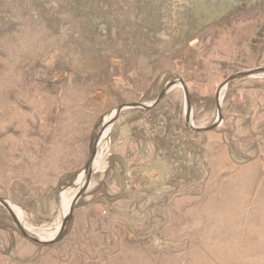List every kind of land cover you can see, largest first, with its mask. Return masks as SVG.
Wrapping results in <instances>:
<instances>
[{
	"label": "rangeland",
	"instance_id": "374dc122",
	"mask_svg": "<svg viewBox=\"0 0 264 264\" xmlns=\"http://www.w3.org/2000/svg\"><path fill=\"white\" fill-rule=\"evenodd\" d=\"M257 68L264 0H0V264H264Z\"/></svg>",
	"mask_w": 264,
	"mask_h": 264
},
{
	"label": "water",
	"instance_id": "95a60500",
	"mask_svg": "<svg viewBox=\"0 0 264 264\" xmlns=\"http://www.w3.org/2000/svg\"><path fill=\"white\" fill-rule=\"evenodd\" d=\"M263 72H264V68H257V69H252V70H248V71H245V72H239V73H236L235 75L230 76V77L226 80L225 83H227V82H232V81H234V80H237V79H239V78H243V77H246V76H249V75L258 74V73H263ZM173 86H174V84H169V85L163 90V92L157 97V99H156L152 104H150V105H145V104H131V105H128V106H122V107H119V108L117 109V113L120 112V111L123 110V109H126V108H141V109H146V110H148V109L151 108L152 106L156 105V104L159 102V100L163 97V95L165 94V92L168 91V90H169L170 88H172ZM184 91H185V89H184ZM185 95H186V97H187L186 91H185ZM95 154H96V152L93 151L92 154H91V158H90V161H91V162L94 160V158H95ZM0 204H2L3 206H5V207L9 210V212H10V214L12 215V217L14 218V220H15L16 222H18L16 216L14 215V213H13V212L11 211V209L9 208V205L7 204V202H6L5 200H3V199L0 198ZM69 212H71V209H69ZM18 223H19V222H18ZM18 225H20V224H18ZM19 229L21 230L22 234H23L25 237H27L29 240H31V241H34V242L39 243V244H44V245L51 244V243L48 242L47 240H39V239H37V238H35V237H32V236L28 235V234L25 232V230H23V228H21V226H19ZM60 231H61V230L59 229V232H60ZM59 232H58V233H59Z\"/></svg>",
	"mask_w": 264,
	"mask_h": 264
},
{
	"label": "bare ground",
	"instance_id": "6f19581e",
	"mask_svg": "<svg viewBox=\"0 0 264 264\" xmlns=\"http://www.w3.org/2000/svg\"><path fill=\"white\" fill-rule=\"evenodd\" d=\"M108 134V132H104V134H103V136H102V139L104 138V137H106V135ZM101 139V140H102ZM96 155V154H95ZM94 160H95V158H94ZM93 160V162H92V167H94L95 166V161ZM93 169V168H92ZM79 182L82 184V180H83V183H84V181H85V174H81L80 176H79ZM78 182V183H79ZM70 202V201H69ZM11 207H12V209L14 210V212L17 214V212H18V210H17V208L16 207H14V206H12L11 205ZM68 211H69V207H67L66 208V210H65V212H66V214L68 213ZM18 215H19V213H18ZM20 223V222H19ZM27 230H29V231H31L32 233H30V232H26L28 235H30V236H32V237H35V238H37V239H39V240H46V238H48L49 237V235H47L45 232H43V231H41V230H37V229H34V228H30V227H27ZM58 230H59V227L56 229V231L53 233V234H51L50 235V237H54L56 234H58Z\"/></svg>",
	"mask_w": 264,
	"mask_h": 264
}]
</instances>
